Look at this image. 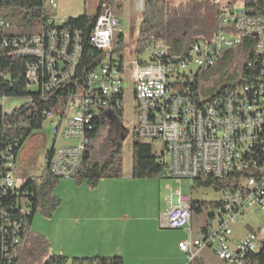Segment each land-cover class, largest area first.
<instances>
[{"label": "built area", "instance_id": "obj_1", "mask_svg": "<svg viewBox=\"0 0 264 264\" xmlns=\"http://www.w3.org/2000/svg\"><path fill=\"white\" fill-rule=\"evenodd\" d=\"M28 1V0H26ZM39 6H20L18 0H0V50L28 60L27 90L44 100H56L57 111H45L56 139L71 140L56 146L49 169L57 178L73 179L90 145L88 134L106 116L120 120L124 113L125 84L133 88V137L143 143H160L155 152L163 167L159 179H175L181 188L169 197L175 204L161 217L160 227H190L192 198L183 183L216 180L222 187L219 215L208 220L196 238L179 244L192 264L212 250L224 264H246L245 258L264 246V222L257 231L234 240V228L248 211L264 214V16L226 8L210 41H200L183 53L170 52L152 38L147 61L136 54L131 61L115 54L114 38L121 20L113 3L102 1L89 36L65 28L68 19L51 17L55 0ZM143 10V0H137ZM253 40V58L247 61L246 83L228 88L210 101L196 102L186 83L200 71H209L225 51ZM104 53L82 72L85 44ZM11 99L0 96V111ZM29 102H32L30 99ZM74 140V141H73ZM0 157L6 170L0 180V198L16 187L17 157L11 147ZM171 190V189H170ZM2 212V211H1ZM0 212V213H1ZM21 214H27L21 209ZM23 223L8 212L0 215V264H14L19 256Z\"/></svg>", "mask_w": 264, "mask_h": 264}, {"label": "trees", "instance_id": "obj_2", "mask_svg": "<svg viewBox=\"0 0 264 264\" xmlns=\"http://www.w3.org/2000/svg\"><path fill=\"white\" fill-rule=\"evenodd\" d=\"M107 1L113 2L114 0ZM18 2V5L21 7L26 5L39 6L41 4L39 0H18ZM182 8L185 10V14H182ZM200 8V4H196L195 1L191 0H187V2L178 8L174 7L172 2L167 0H144V8L141 14L142 21L139 27V42L135 53H143L152 38L159 41L162 38H167L169 51L175 53H183L195 43L202 41V39H209L207 41H210L218 31L219 18L224 9L219 10L215 5L211 7L205 4L203 6L206 11L205 15L200 16ZM244 10L251 15L264 16V0H244ZM96 18L97 16L92 17L88 15L75 19L71 18L68 19L65 28L82 30L84 37L87 38L95 25ZM159 27L163 30L162 37L157 34ZM181 27L191 30L192 34L189 35L191 37H184L185 33L179 32ZM116 41L119 43L124 42L125 36L119 34ZM252 45L253 40L246 38L243 44L236 50L225 51L227 63H230L231 60L238 62V67L242 71L241 79H236L238 82L233 86H223L211 91L204 101H210L223 94L226 89L247 82L245 79L246 74H248L247 61L253 58ZM103 55L104 53L94 49L86 41L82 72L89 71ZM241 59L243 63L239 66ZM27 62L28 60L26 59L12 57L8 54V51L0 50V96L5 95L10 99L25 100V103L12 114L4 115L0 111V154L5 149L11 147L15 156L18 157V153L27 139L34 131L41 129L47 120L44 112L57 111L56 100H44L35 92L27 90L25 77ZM210 71L211 69L207 73ZM198 77L199 73L194 76L193 82L188 81L185 87L190 90L196 102L199 103L202 100L199 93ZM234 78H237V75L236 77H231V79ZM30 99L32 102H29ZM119 116L123 117V111H119ZM95 125L97 126L96 129L88 134L90 145L85 152L77 175L73 178L76 186L86 184L92 190L98 188L100 182L104 179H121L124 177L121 145L113 149L104 162H91L92 143L99 134L100 123L96 122ZM132 150V177L138 180L158 178L163 171V167L157 163V157H155L152 145L136 140L132 145ZM53 151L54 145L47 153V166L41 176L28 179L24 185L21 187L16 186L7 196L0 198V212H8L23 223L19 256L14 264L19 263L23 246H26V250L30 255H35L34 253L44 255L50 249L49 240L45 236L32 231V223L36 213H40L43 217L51 219L62 205V201L54 195L55 188L58 186L61 178L53 176L49 169V162ZM5 172L4 160L0 157V180L4 177ZM22 199H27L26 207L22 206ZM21 209H25L27 214H21ZM192 210L196 214H202L207 210V205L204 202H192ZM213 219L214 216L209 215V220ZM245 263L264 264V246L259 251L248 254L245 258ZM44 264H124V260L121 257L74 258L70 260L64 256L50 255Z\"/></svg>", "mask_w": 264, "mask_h": 264}, {"label": "crops", "instance_id": "obj_3", "mask_svg": "<svg viewBox=\"0 0 264 264\" xmlns=\"http://www.w3.org/2000/svg\"><path fill=\"white\" fill-rule=\"evenodd\" d=\"M201 183L217 190L220 198L204 202L208 213L195 214L190 227L181 230L176 239L166 237L160 227L161 217L175 200L170 203L168 196L163 197L162 182L134 179L131 173L121 179H104L95 190L86 184L76 186L69 180L64 184L68 186L66 194H55L62 201V207L50 221L57 230L41 232L50 242L51 255L70 260L121 257L124 264H179L178 255L185 257L179 244L198 237L209 215L217 218L221 209L222 187L216 180L191 183L188 195L192 201L195 202L194 191ZM149 197L155 199L154 205L147 202ZM96 233H105L107 239L97 241ZM239 238L234 236V240ZM193 263L224 264L212 250L203 251Z\"/></svg>", "mask_w": 264, "mask_h": 264}, {"label": "rangeland", "instance_id": "obj_4", "mask_svg": "<svg viewBox=\"0 0 264 264\" xmlns=\"http://www.w3.org/2000/svg\"><path fill=\"white\" fill-rule=\"evenodd\" d=\"M57 8H49L48 13L51 17L64 18V19H75L83 15H88L95 17L98 14V10L101 4V1L107 0H55ZM172 2V5L176 8L180 7L182 4L187 2V0H167ZM195 1L196 4H200V16L205 15L206 12L203 6L215 5L217 9L223 10L226 8H231L232 10H244V0H191ZM111 2V1H110ZM113 7L116 16L121 20V32H118L114 38L113 50L115 54L124 56L128 61H131L133 57H136L135 49L139 42V27L141 24V10L138 6L137 0H114ZM144 3V0H143ZM203 5V6H202ZM144 8V5H143ZM183 9V8H182ZM182 14H185V10H181ZM191 30H186L184 27L179 29V32L185 33L184 37H191ZM163 30L161 27L158 28L157 34L162 37ZM119 34L125 36V41L119 43L116 41L119 37ZM206 39H202L204 41ZM209 40V39H207ZM206 40V41H207ZM161 41L164 43L165 47L169 50L168 39L162 38ZM238 47L233 48L236 50ZM146 49V47H145ZM225 53H223L222 58L219 62L211 69L210 72L200 71L198 82H199V93L201 100L204 101L209 96L210 92L216 89H219L223 86H233L238 80L241 79L242 71L238 67V62L231 60L230 63H227ZM141 59L147 61L149 58V52L143 51L141 53ZM243 63L241 59L240 64ZM231 79V77H236ZM125 104H124V113L123 117L119 120L124 128L126 129L127 138L124 142L121 143L122 146V156H123V169L124 176H128L132 173L133 168V150L132 145L136 141L133 137L132 130L134 124L137 122L136 117L133 114V88L130 82L125 84ZM25 103V100L20 99H11L6 104V110H11L15 107L22 106ZM105 120H110L111 117H104ZM109 129L110 126L105 124L101 129H99V134L97 138L92 143V150L90 153V160L92 163H102L107 158L109 153L115 148L112 146L109 140ZM71 140L65 139H56L53 133V126L51 120H46L41 129L34 131L32 135L24 143L23 147L18 153L16 168L14 171L15 182L17 187H21L26 183L30 178L39 177L43 174L46 168L47 163V153L53 147V145L61 146ZM74 141V140H73ZM154 153L158 152L161 148L160 143H151ZM72 181L75 184L73 179L61 178L58 186L55 188L54 195H61L63 197L68 191V186L64 184L68 181ZM158 182H162L163 185V197H171L180 190L181 185L175 179H159L154 178ZM168 186V190H167ZM171 189V190H170ZM183 193L188 195L191 192V183L185 181L182 186ZM56 196V195H55ZM57 197V196H56ZM220 198V193L212 187H206V184L201 183L197 186V191H194L193 199L195 202H210L217 201ZM60 199V198H59ZM165 199V198H164ZM149 205H154L155 199L149 197L147 199ZM153 202V203H152ZM21 204L23 207L27 205V199H22ZM62 205L60 206V208ZM58 208V210L60 209ZM55 212V214L58 212ZM204 213H208L206 210ZM209 213L212 211L209 210ZM54 214V216H55ZM53 216V218H54ZM48 219L43 217L40 213H36L34 217V222L32 223V231L39 233L46 237L44 231H54L57 230V226L50 223L53 219ZM264 222V214L248 211L240 220L239 224L234 228L233 236H243L245 232L257 231ZM43 231V232H41ZM165 236L168 238L176 239L178 238L182 231L181 230H167L164 229ZM94 235V233H93ZM97 241H104L107 239L105 233H96L95 235ZM21 258L18 264H44L47 257L51 255V250L44 255H30L26 246L21 249ZM179 264H188V259L185 256L178 255ZM186 258V259H185ZM194 264V263H192ZM198 264V263H196Z\"/></svg>", "mask_w": 264, "mask_h": 264}, {"label": "flooded vegetation", "instance_id": "obj_5", "mask_svg": "<svg viewBox=\"0 0 264 264\" xmlns=\"http://www.w3.org/2000/svg\"><path fill=\"white\" fill-rule=\"evenodd\" d=\"M105 124L110 126L109 129V140L112 146L115 148L119 147L122 143V138L126 135V131L123 130L122 123L118 119L105 120L102 119L99 129H101ZM114 148V149H115Z\"/></svg>", "mask_w": 264, "mask_h": 264}, {"label": "water", "instance_id": "obj_6", "mask_svg": "<svg viewBox=\"0 0 264 264\" xmlns=\"http://www.w3.org/2000/svg\"><path fill=\"white\" fill-rule=\"evenodd\" d=\"M122 127H123V130L126 131V129L124 128L123 125H122ZM126 132H127V131H126ZM126 138H127V134L122 138V142H124V141L126 140Z\"/></svg>", "mask_w": 264, "mask_h": 264}]
</instances>
